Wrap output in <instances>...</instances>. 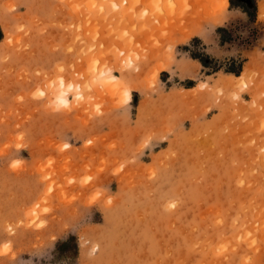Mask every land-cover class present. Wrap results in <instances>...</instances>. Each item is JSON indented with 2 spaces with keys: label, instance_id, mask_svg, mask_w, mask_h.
Returning <instances> with one entry per match:
<instances>
[{
  "label": "rangeland",
  "instance_id": "374dc122",
  "mask_svg": "<svg viewBox=\"0 0 264 264\" xmlns=\"http://www.w3.org/2000/svg\"><path fill=\"white\" fill-rule=\"evenodd\" d=\"M254 2L0 0V264H264Z\"/></svg>",
  "mask_w": 264,
  "mask_h": 264
},
{
  "label": "trees",
  "instance_id": "16d2710c",
  "mask_svg": "<svg viewBox=\"0 0 264 264\" xmlns=\"http://www.w3.org/2000/svg\"><path fill=\"white\" fill-rule=\"evenodd\" d=\"M236 7H239L243 10L244 13L250 14L251 12H254L255 10V2L254 0H234ZM194 41H197L195 39ZM191 58L194 60H197L203 67H208L209 65V58H201L200 56L191 55ZM219 71V69L214 70V72ZM241 72V66L238 67V69H227L225 70V73H230L235 76H239ZM70 245V239L63 242L59 248L65 249Z\"/></svg>",
  "mask_w": 264,
  "mask_h": 264
},
{
  "label": "bare ground",
  "instance_id": "6f19581e",
  "mask_svg": "<svg viewBox=\"0 0 264 264\" xmlns=\"http://www.w3.org/2000/svg\"><path fill=\"white\" fill-rule=\"evenodd\" d=\"M225 4L227 3V0H222ZM115 79V78H114ZM79 95V94H78ZM128 96V95H127ZM129 97V96H128Z\"/></svg>",
  "mask_w": 264,
  "mask_h": 264
}]
</instances>
